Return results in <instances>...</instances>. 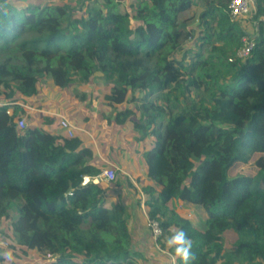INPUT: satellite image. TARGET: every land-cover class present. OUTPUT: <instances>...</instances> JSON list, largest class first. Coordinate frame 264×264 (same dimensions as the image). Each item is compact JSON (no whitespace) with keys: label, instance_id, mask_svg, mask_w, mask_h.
Segmentation results:
<instances>
[{"label":"trees","instance_id":"trees-1","mask_svg":"<svg viewBox=\"0 0 264 264\" xmlns=\"http://www.w3.org/2000/svg\"><path fill=\"white\" fill-rule=\"evenodd\" d=\"M116 1L0 0V264H19L8 250L24 264H183L165 243L177 229L188 264H264V0L247 19L255 48L231 62L246 29L229 0H200L195 29L178 20L193 0ZM92 81L108 92L95 125L77 92ZM55 111L87 132L67 136ZM128 191L159 222L157 258L132 248Z\"/></svg>","mask_w":264,"mask_h":264},{"label":"rangeland","instance_id":"rangeland-1","mask_svg":"<svg viewBox=\"0 0 264 264\" xmlns=\"http://www.w3.org/2000/svg\"><path fill=\"white\" fill-rule=\"evenodd\" d=\"M114 1H116V0H114ZM116 2H118V1H116ZM117 4H118L117 8L120 10H123L122 9V3H117ZM30 5L35 6V3L33 2ZM200 6H201L200 2L196 1V3L194 2V5L187 12L181 13L178 16L180 28H183V27L184 28L186 27L187 29H195L196 28V25L198 24V21L196 20V18L198 16L199 12L201 11V9H199ZM184 46L187 48H193V42L192 41L186 42ZM95 84H97V83L92 81V83H90L88 86L85 85L84 87H80L77 89V92H79L81 94L85 93L86 94L85 99L87 101H89V104H88L89 105V110H88L89 113L88 114L90 116L89 119L92 120L91 125H95L98 122L97 118L98 117L100 118V116H99V114H100L99 113V102H100V100L104 99L103 96L105 94H108V92L103 91L102 89H98V88L95 89V86H96ZM177 95H178V93H177ZM181 98L184 99L185 97H181ZM186 99H185L186 102L194 101L193 94L187 96ZM82 121L85 122V120H82ZM137 146H138V148L140 147L139 144ZM240 169H241V171H244V172L249 171V170H251V165L250 164L243 165V166H241ZM240 169H239V171H240ZM140 203H141V205H143V201H141ZM176 205H177V210H179L180 213L184 214L190 220L192 225H199L200 226L203 224L204 220L206 219V214L198 206H188L185 203H179V204L176 203ZM144 213H145V211H144ZM144 217H145V214H144ZM145 227L150 232L149 228L146 225V217H145ZM150 235H151V233H150ZM151 238L153 239L152 241L155 244V246H153V248H155V249L158 248V245L155 243L156 239H154L152 236H151ZM0 246H2L3 249H5V250L8 249V244H7V241L4 237L0 238ZM155 249H153L151 251V253ZM5 252L6 251H4V253ZM22 256H25V255L23 253L22 254L20 253L19 254L20 258L14 257L13 259L17 260L19 264H24L26 261L32 260L30 257H27V256L22 257Z\"/></svg>","mask_w":264,"mask_h":264},{"label":"built area","instance_id":"built-area-1","mask_svg":"<svg viewBox=\"0 0 264 264\" xmlns=\"http://www.w3.org/2000/svg\"><path fill=\"white\" fill-rule=\"evenodd\" d=\"M255 5L254 0H229L228 3V11L230 16L233 19H242L249 17L252 12L254 11ZM264 24V19H263ZM255 25V24H253ZM257 34L248 35L245 34L241 37V44L238 48L235 49L234 55L229 58V61H233L235 59L238 60H244L246 59L253 49L255 48L256 38ZM264 51V46H263ZM8 115H11V110L8 109L6 111ZM55 115L59 118V128L62 132H64L67 136L71 137L73 136L74 131L77 129V127L72 124L64 115L55 113ZM13 123L16 124L18 127L22 128L26 125L25 119L22 117H14ZM115 177V171L113 168H107L102 171V173L98 176L92 179L93 183H97L100 179L104 180H113ZM89 181V177L84 176L82 180V185H85ZM72 192H68L65 194V197L71 196ZM146 225L150 230L151 236L156 239L160 235H162V229L159 225V222L156 219L149 218L146 213Z\"/></svg>","mask_w":264,"mask_h":264},{"label":"crops","instance_id":"crops-1","mask_svg":"<svg viewBox=\"0 0 264 264\" xmlns=\"http://www.w3.org/2000/svg\"><path fill=\"white\" fill-rule=\"evenodd\" d=\"M193 1L195 3L196 1L200 2V0H193ZM201 8H202V4L199 9ZM242 19L243 20L241 21V24L246 29V34L248 35L257 34L256 32L257 27L247 20L248 17ZM54 113H58V112L55 111ZM77 130H80L82 132H87L86 129L82 127L81 128L77 127ZM96 158L104 163L108 162L107 160H105V158L101 157L99 153L97 154ZM139 173L143 174V170L139 169ZM123 205L126 213L129 216V229L133 236L132 248L136 251L141 252L142 255H144L145 257L157 258V254L155 253V250L151 253V251L155 249L153 248L155 244L152 241L153 239L151 238L150 232L145 227L144 206L141 205V203H138L136 196L131 191H128L126 195H124ZM187 205L194 206L191 204H187Z\"/></svg>","mask_w":264,"mask_h":264},{"label":"clouds","instance_id":"clouds-1","mask_svg":"<svg viewBox=\"0 0 264 264\" xmlns=\"http://www.w3.org/2000/svg\"><path fill=\"white\" fill-rule=\"evenodd\" d=\"M165 243L166 247L173 250L174 256L178 257L183 264H188L189 260L192 259V241L183 229H177L173 234L167 237ZM3 255L6 260L9 261L14 258L11 250H8Z\"/></svg>","mask_w":264,"mask_h":264}]
</instances>
